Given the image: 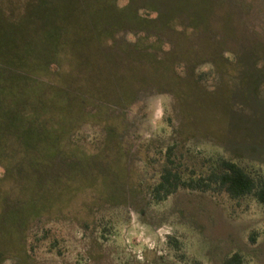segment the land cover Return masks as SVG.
Instances as JSON below:
<instances>
[{
  "label": "rangeland",
  "instance_id": "374dc122",
  "mask_svg": "<svg viewBox=\"0 0 264 264\" xmlns=\"http://www.w3.org/2000/svg\"><path fill=\"white\" fill-rule=\"evenodd\" d=\"M103 15L119 26L102 40L107 70H80V24ZM65 44L67 67L45 66ZM32 84L66 92L72 130L35 171L29 140L0 122V264H264L254 196L143 191L171 144L183 165L219 155L264 175V0H0V90L19 105ZM102 85L133 98L84 93Z\"/></svg>",
  "mask_w": 264,
  "mask_h": 264
},
{
  "label": "trees",
  "instance_id": "16d2710c",
  "mask_svg": "<svg viewBox=\"0 0 264 264\" xmlns=\"http://www.w3.org/2000/svg\"><path fill=\"white\" fill-rule=\"evenodd\" d=\"M99 14L102 15L103 12H99ZM109 18L110 15H103L100 19L98 17L96 19L92 18L88 22L80 24L79 35L77 36L78 49L81 56H92L88 61L85 60V67L80 70H107L101 55L102 40L103 38H109L114 30L119 27L113 23L110 29L105 28L104 25ZM47 40L49 43L53 41L50 35L47 36ZM62 48L58 51L49 45L45 66L54 65L58 68L64 62L67 67L68 58L66 57L73 52L70 47L66 49V44ZM56 56L58 57L56 58ZM59 61L60 65L58 64ZM202 75L203 73L200 74V76ZM104 76L102 75V77ZM102 80L105 83L106 79L102 78ZM102 86L103 88L91 87L86 89L84 93L92 99L104 100L103 96L106 93L108 96V94L115 91L116 100L114 102L121 107L127 106L133 98V90L129 92L130 95L128 96L124 90L117 88L110 90V87ZM41 90V86L38 87L33 84L31 87L25 86L21 90L18 88L23 96V99L19 102L21 105L16 103L19 100H12L15 92H13L12 87L0 90V122H4L5 127L17 126V131L7 133L13 134L16 144H27L29 140L30 152L33 156L30 168L31 170L35 169V171L40 166L38 161L44 162L47 158L59 153V137L65 138L72 130V123H69L71 120L69 117L71 107L66 103V92L53 89L51 93H46L44 96ZM8 97L11 103L5 105L6 100L4 98ZM56 104L59 107L58 111L55 109ZM56 112L59 113L57 119ZM8 130L10 129L8 128ZM3 135L4 133H2ZM176 148L175 144L167 145L156 150L155 154L151 156L152 161L159 164V169L156 182H146L143 186L147 203L162 201L178 189H190L225 192L233 199L252 195L259 203L264 205V175L254 176L236 161L219 155L200 158L198 165L196 163L183 165L179 160L182 154L180 153V156H178ZM33 193L30 194V199H28L27 203L29 204L35 196V193ZM38 213L39 209L36 208L34 215ZM241 261V255L234 252L225 257L221 264H240Z\"/></svg>",
  "mask_w": 264,
  "mask_h": 264
}]
</instances>
